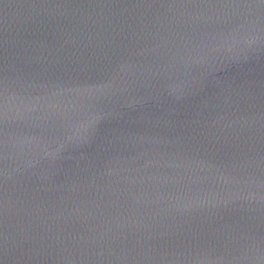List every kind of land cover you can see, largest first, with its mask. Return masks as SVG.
Returning <instances> with one entry per match:
<instances>
[{
	"label": "water",
	"instance_id": "95a60500",
	"mask_svg": "<svg viewBox=\"0 0 264 264\" xmlns=\"http://www.w3.org/2000/svg\"><path fill=\"white\" fill-rule=\"evenodd\" d=\"M0 264H264V0H0Z\"/></svg>",
	"mask_w": 264,
	"mask_h": 264
}]
</instances>
